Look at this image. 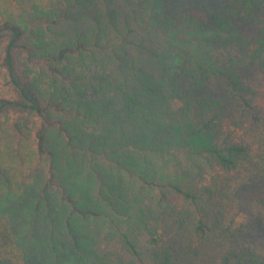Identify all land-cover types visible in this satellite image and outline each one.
<instances>
[{
	"label": "trees",
	"instance_id": "16d2710c",
	"mask_svg": "<svg viewBox=\"0 0 264 264\" xmlns=\"http://www.w3.org/2000/svg\"><path fill=\"white\" fill-rule=\"evenodd\" d=\"M180 5L0 0V264H264V0Z\"/></svg>",
	"mask_w": 264,
	"mask_h": 264
},
{
	"label": "rangeland",
	"instance_id": "374dc122",
	"mask_svg": "<svg viewBox=\"0 0 264 264\" xmlns=\"http://www.w3.org/2000/svg\"><path fill=\"white\" fill-rule=\"evenodd\" d=\"M178 2L184 8H196L206 13H210L213 10H220L223 6V0H173ZM6 43H0V61L2 59V51L5 48ZM1 80V78H0ZM2 82V81H0ZM1 85V84H0ZM176 108L180 107V103H177ZM247 124V123H246ZM220 141L223 144L229 143H242L245 141L243 129L233 125L230 119L226 120L223 127V132ZM190 163L188 164V167ZM194 171L197 172L195 168ZM203 182L213 184L220 176L225 175L224 171L217 165H203ZM237 217V215H236ZM235 219L238 222L246 221L248 216L240 214ZM153 230L157 234V237L161 242L169 245L172 255L176 261V264H217L214 256L218 252H221L226 243L217 235L212 234L210 240V251L207 255H201L199 257L192 256L187 253V245L189 241V232L187 229L176 222L174 215L163 216L159 220H153Z\"/></svg>",
	"mask_w": 264,
	"mask_h": 264
}]
</instances>
